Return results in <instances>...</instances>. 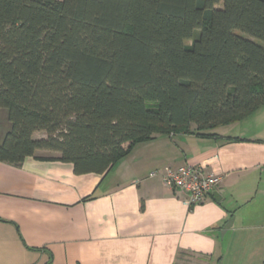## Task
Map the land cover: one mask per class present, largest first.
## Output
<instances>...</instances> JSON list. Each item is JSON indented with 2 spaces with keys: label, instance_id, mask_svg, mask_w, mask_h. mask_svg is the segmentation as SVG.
Returning a JSON list of instances; mask_svg holds the SVG:
<instances>
[{
  "label": "trees",
  "instance_id": "trees-1",
  "mask_svg": "<svg viewBox=\"0 0 264 264\" xmlns=\"http://www.w3.org/2000/svg\"><path fill=\"white\" fill-rule=\"evenodd\" d=\"M262 105L264 0H0L1 162L47 150L104 174Z\"/></svg>",
  "mask_w": 264,
  "mask_h": 264
},
{
  "label": "crops",
  "instance_id": "crops-1",
  "mask_svg": "<svg viewBox=\"0 0 264 264\" xmlns=\"http://www.w3.org/2000/svg\"><path fill=\"white\" fill-rule=\"evenodd\" d=\"M212 133L156 134L104 174L47 150L0 161V264H264V105ZM185 163L222 176L194 206L160 177Z\"/></svg>",
  "mask_w": 264,
  "mask_h": 264
},
{
  "label": "built area",
  "instance_id": "built-area-1",
  "mask_svg": "<svg viewBox=\"0 0 264 264\" xmlns=\"http://www.w3.org/2000/svg\"><path fill=\"white\" fill-rule=\"evenodd\" d=\"M157 171L151 173L156 175ZM162 182L185 196L189 206L201 203L221 182L222 176L207 172L201 165L166 166L161 172Z\"/></svg>",
  "mask_w": 264,
  "mask_h": 264
},
{
  "label": "rangeland",
  "instance_id": "rangeland-1",
  "mask_svg": "<svg viewBox=\"0 0 264 264\" xmlns=\"http://www.w3.org/2000/svg\"><path fill=\"white\" fill-rule=\"evenodd\" d=\"M187 43H189V41H187ZM1 111L3 112H0V133L4 132L6 128V123H8L7 110L1 108ZM206 262L207 261L205 257L195 256L190 253H185L184 255H181L178 260V264H206Z\"/></svg>",
  "mask_w": 264,
  "mask_h": 264
}]
</instances>
